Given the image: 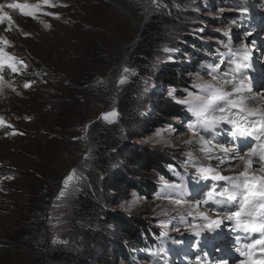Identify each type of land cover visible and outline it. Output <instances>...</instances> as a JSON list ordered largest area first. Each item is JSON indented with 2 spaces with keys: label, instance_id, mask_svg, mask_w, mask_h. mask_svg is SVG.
<instances>
[{
  "label": "rangeland",
  "instance_id": "obj_1",
  "mask_svg": "<svg viewBox=\"0 0 264 264\" xmlns=\"http://www.w3.org/2000/svg\"><path fill=\"white\" fill-rule=\"evenodd\" d=\"M263 22L262 0H0V62L28 77L0 74V124L9 126L0 134V264H154L125 248L126 223L181 236L189 249L196 240L186 260L177 256L183 264H242L229 231L236 214L227 225L225 211L233 202L244 210L248 194L241 200L230 185L256 190L264 171L247 162L254 148L232 149V136L257 147L259 135L235 120L224 93L264 88L230 66L246 30L247 52L264 44ZM145 33L152 48L137 56ZM251 55L264 63V53ZM166 103V112L198 111L197 122L165 114ZM140 158L149 164L134 166ZM158 160L185 179H166ZM243 161L253 171L240 170ZM147 182L154 194L138 189ZM210 189L223 196L217 207L205 202ZM81 190L92 194L86 204Z\"/></svg>",
  "mask_w": 264,
  "mask_h": 264
},
{
  "label": "bare ground",
  "instance_id": "obj_2",
  "mask_svg": "<svg viewBox=\"0 0 264 264\" xmlns=\"http://www.w3.org/2000/svg\"><path fill=\"white\" fill-rule=\"evenodd\" d=\"M43 1L45 3L48 0H43ZM262 2H264V0H262ZM116 8L119 10V7H116ZM251 16H253V15H251ZM251 16L250 17L249 16L248 17L246 16V19L249 20L251 18ZM252 20L255 21L254 19H252ZM241 26H242V23H241ZM260 26L264 29V22ZM255 29H257V25H256V28ZM246 31H247L246 32L247 35H245L244 38L241 37L242 39L238 40L239 43H236V46H234V48H233L236 57H235L234 60H232V64L230 66H231V69L232 70H233L234 66H236L237 71L238 72L241 71L243 73L244 70H245V64H249L251 66V68H252V70L250 72L254 76V80H255V82L252 84V87H255V85L258 86L259 84L260 85H263L264 84V81H262L261 80V77H259V73L258 72H259V67L260 66H259L258 62L256 61L257 63L256 64H253L251 58H248L247 61L243 62L242 59L240 58V56H244V55L247 54V48L245 49V44L242 41H244L245 39H247V40L251 39V33H252L253 30L252 31H249V32H248V30H246ZM246 33H244V34H246ZM252 38H255V37H252ZM257 46L259 48V45H257ZM248 53H249V51H248ZM253 53L254 54H257L258 51L256 50ZM254 63H255V61H254ZM260 63H262V62H260ZM242 76H244V74L241 75V77ZM245 76L246 77H249V74L246 73ZM260 89H262V90H260L259 95L258 94H256V95L254 94L253 95V93L251 94L249 92V89H248L247 86L245 87V85H238V86L234 87L233 89H231V91H229V92L226 91L224 93V97L227 98V100H231V103H232V105L234 106V109H235V113H237L238 116L240 115V117L236 116L237 118L235 120H240L241 123L242 124H245L246 126H252V125H254V127H257V129H258V132L257 133H260L259 134V140H260L261 147H254L255 151L252 154V160H249L248 159L247 162L250 163V164H252L254 161L257 162L258 165H259V168L261 169L260 171H263L264 170V134H261L260 131H264V124H262L260 121L261 120H264V109L262 111H260V112L253 110L254 109V106H255L254 103L261 102V99L264 100V88L263 87H260ZM250 91H251V89H250ZM234 117H235V115H234ZM233 126H234L233 123L230 124V128H232ZM240 130H241V128H240ZM229 140L232 142L230 144H232V146H234L232 149H236L237 151H238V148L241 147V146H247L249 144H252L251 141L248 138H245L244 140H241V141H237V140H235L233 138H230ZM239 169L240 170L253 171V170H251V167H248L246 165V161H243L241 163ZM230 175L233 176L235 174L230 173ZM251 176L257 182H260L261 181L260 180V177H255L253 175H251ZM235 182L236 181L231 180L230 183H235ZM238 184H239V188H235L233 185H230L231 186V192L234 195H237V196H239L242 193H244V190H242V188H241V184L240 183H238ZM259 184H261V183H259ZM251 192L253 194L255 193L256 196H263L264 197V184L258 185L257 186V189L256 190H252ZM247 200H248V207H249V209L252 210L254 208V206L257 205V201H256L255 198H253V199L250 198V196H248V199ZM231 217H232V215L229 214V217L225 221V223H227V225H229ZM244 227H246V226L244 225ZM244 227H242V226L239 225V228H237V229H234L233 228V235L236 232H238L240 229H242L245 232V234H246L244 236L245 241H244V244L243 245H246L247 242H249V241H251V239H253V235L255 234V232L247 233L245 231V228ZM215 230H217L214 233L215 238L216 239H220L221 236H219V233L218 232L219 231H222L223 229L216 228ZM229 231H230V234H231L232 233L231 227H230ZM244 249L246 250V248H244ZM224 250L225 251H230L229 246H224ZM251 251H252V249L247 250V253L249 254ZM260 253L264 256V246H263L262 250L260 251ZM247 259H249V257H247Z\"/></svg>",
  "mask_w": 264,
  "mask_h": 264
},
{
  "label": "trees",
  "instance_id": "obj_3",
  "mask_svg": "<svg viewBox=\"0 0 264 264\" xmlns=\"http://www.w3.org/2000/svg\"><path fill=\"white\" fill-rule=\"evenodd\" d=\"M152 34H148L146 35L143 34L142 37L144 39H146L145 44L140 48V49H136L135 50V55L137 56H144V54H149L145 49L147 48H152V46H150V41L153 39L151 37ZM196 46V45H195ZM22 68L20 67V73H11L9 72V68L6 70H3V74L2 75H9L11 77L13 76H17L18 79L23 78L25 80H28V77L25 76L24 71L22 72ZM172 83L173 84H180V78L177 77V75L173 72V77H171ZM168 103V102H167ZM167 103L161 108V111L168 113L170 112H177L178 115H176L177 117H180V119L184 118V119H190L191 116H188V112L183 111L180 112L178 108H169L168 112L164 111L166 110V108H168ZM117 110H119V112H122L123 114L125 113L124 109L121 107H118ZM117 111H115L116 113ZM115 126L117 127V125L114 124H103L101 126V131L105 132L106 130H111V129H115ZM9 127H6V129H8ZM5 129V127H0V134H4L5 132H7V130ZM103 134L101 133L100 137H99V141L97 142L99 144V149H102V146L104 148H107L106 144H108V139L105 137H102ZM149 160L147 159V162L143 159H138V161H136V163H133L134 166H137L142 164L144 166H146L147 164H149ZM167 162H164L162 160H158L153 164V168H156L160 174H162L163 176H165L166 179L170 180V181H174L175 178L173 176V168L170 170L167 167V172L169 173V175H167V173L163 170L166 166H167ZM103 165V164H102ZM169 165V164H168ZM102 167V166H101ZM104 173L103 178L105 176V174L107 175L106 171H101ZM178 172V171H176ZM182 172V171H181ZM102 174V173H101ZM127 179H124L123 182H126ZM138 189L143 190L144 192H149V194H154L156 192V190H158V187L156 188L152 183L147 182L146 184H144L143 186H141L140 188L138 187ZM78 194H80L81 198H84V203L86 204V197H92V194L90 193V191H86V190H81ZM119 222V221H117ZM122 227L120 229H118V231H122L124 233H122V235L125 237L126 240V249H129L130 246L132 247H136L137 249H139L141 251V253L143 254V258L146 259L147 261L151 262V263H157V264H162L164 262L165 259H167V257L165 256L166 252L165 250H161L158 251L156 249V247L158 245H160L161 243H167V235L163 234L162 236L160 235L161 233H156V231H151L148 229H144L143 227H129L128 223L121 225ZM124 231H123V230ZM149 232V234L147 233ZM150 237H153L155 239H150ZM167 251V250H166ZM152 255V256H151ZM146 256V257H145Z\"/></svg>",
  "mask_w": 264,
  "mask_h": 264
}]
</instances>
